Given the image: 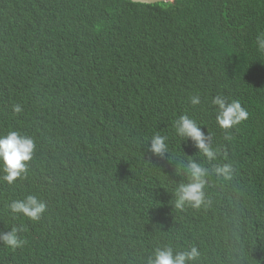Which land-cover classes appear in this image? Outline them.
I'll use <instances>...</instances> for the list:
<instances>
[{"label": "trees", "instance_id": "obj_1", "mask_svg": "<svg viewBox=\"0 0 264 264\" xmlns=\"http://www.w3.org/2000/svg\"><path fill=\"white\" fill-rule=\"evenodd\" d=\"M261 32L264 0H0V135L36 144L26 176L0 179V232L25 241L0 244V264H147L165 246L197 247L196 264H264ZM217 94L248 119L219 128ZM183 115L209 133L215 161L175 134ZM157 132L163 157L148 151ZM190 158L230 164L233 178L210 174L211 204L179 210ZM28 195L48 205L37 223L7 207Z\"/></svg>", "mask_w": 264, "mask_h": 264}, {"label": "clouds", "instance_id": "obj_2", "mask_svg": "<svg viewBox=\"0 0 264 264\" xmlns=\"http://www.w3.org/2000/svg\"><path fill=\"white\" fill-rule=\"evenodd\" d=\"M169 3V2H168ZM256 44L259 51H264V32L256 37ZM192 105L200 104V96L195 95L190 98ZM216 106V123L223 130L234 128L248 119L247 110L242 107L238 99L229 100L225 95L217 94L211 100ZM14 112H21L19 104L14 105ZM175 134L183 142H191L197 149V154L203 155L207 161H215L219 155V150L213 148L210 142L209 133L203 130L194 119L187 115L180 116L173 123ZM225 139H230L226 136ZM148 151L155 156L163 157L168 155L169 148L167 136L159 132L150 138ZM35 140L18 131H9L6 135H0V177L4 182L11 185L18 179L26 176L28 162L33 159L35 151ZM187 176V182L177 183L174 191L173 206L183 210L186 206L195 210L207 207L211 200L207 197L205 188L210 174L217 178L230 181L233 178V168L230 164H218L209 169L195 159H189L183 166ZM9 213L13 219L23 218L26 222L37 223L44 219L48 211L47 203L36 195H28L24 199L13 200L7 205ZM23 229V227H22ZM59 231L64 232V229ZM18 228H11L8 231L0 232V244L16 249L21 247L25 241L18 235ZM200 257L197 247L187 250H174L173 247L165 246L156 248L147 259V264H196Z\"/></svg>", "mask_w": 264, "mask_h": 264}, {"label": "water", "instance_id": "obj_3", "mask_svg": "<svg viewBox=\"0 0 264 264\" xmlns=\"http://www.w3.org/2000/svg\"><path fill=\"white\" fill-rule=\"evenodd\" d=\"M133 3H140L145 5H155L160 3L174 2L175 0H128Z\"/></svg>", "mask_w": 264, "mask_h": 264}]
</instances>
